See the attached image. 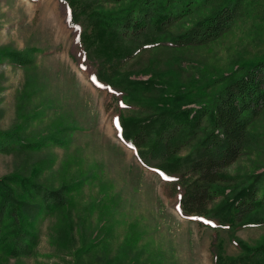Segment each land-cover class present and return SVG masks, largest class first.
Segmentation results:
<instances>
[{"label":"rangeland","instance_id":"rangeland-1","mask_svg":"<svg viewBox=\"0 0 264 264\" xmlns=\"http://www.w3.org/2000/svg\"><path fill=\"white\" fill-rule=\"evenodd\" d=\"M248 4V14L219 39L196 48L172 47L166 39L122 60L121 71H134L131 79L138 80L157 72L155 87L194 94L197 104L212 103L222 80L239 65L264 58V0ZM70 6L59 0H0V47L36 48L32 68L0 64V131L27 137L36 148L0 151V178L74 188L63 208L40 213L33 223V254L1 258L0 264H77L82 252L79 264H214V252L226 260L235 257L240 252L227 229L204 216L182 214L177 183L144 165L120 138L119 120L148 113L151 107L140 102L158 93L142 92L132 100L106 82L92 83L96 69L71 54L76 32L66 23ZM78 21L84 30L89 27L83 16ZM179 26L168 34L180 32ZM262 171L264 110L249 128L243 155L227 173L240 179ZM109 185L114 186L109 204L117 195L116 202L96 205ZM257 214L264 219V208ZM233 235L254 245L264 239V223Z\"/></svg>","mask_w":264,"mask_h":264},{"label":"trees","instance_id":"trees-1","mask_svg":"<svg viewBox=\"0 0 264 264\" xmlns=\"http://www.w3.org/2000/svg\"><path fill=\"white\" fill-rule=\"evenodd\" d=\"M59 2L63 7H77H68L66 17L67 25L76 32L71 54L78 63L83 60L96 69L90 77L92 83L106 82L114 93L132 100L138 99L142 92L158 93L140 102L151 107L148 113L119 120L120 138L136 150L144 165L177 183L182 214L204 216L233 236L240 253L226 260L214 252V264H264V239L249 245L233 235L241 227L264 223L257 214L264 208V172L240 179L227 173L243 155L249 128L264 110V58L244 67L239 65L222 80L212 103L199 104L194 94L182 95L179 89L155 87L157 72H151L149 79L138 80L131 79L134 71L122 72L120 68V62L133 58L136 51L157 47L166 39L178 48L201 47L219 39L240 17L248 14L249 0ZM106 4L116 7L111 9ZM81 16L89 21L85 30L78 24ZM173 25L183 29L168 34ZM35 49L18 51L9 45L2 46L0 64L8 62L24 69L32 68ZM33 144L34 141L17 133L0 131L2 152L34 151ZM68 186L50 189L27 179L17 183L11 175L0 178V259L33 254L37 243V234L31 228L33 223L36 224L40 213L49 214L68 203L67 194L74 189H67ZM18 187L23 191L17 193ZM113 187L107 186L95 204L100 207L109 204ZM116 198L117 195L111 202L115 203ZM215 200L216 204L208 208ZM84 254L76 258L77 264ZM15 262L23 264L19 260Z\"/></svg>","mask_w":264,"mask_h":264}]
</instances>
